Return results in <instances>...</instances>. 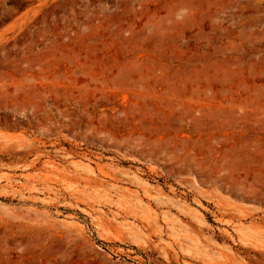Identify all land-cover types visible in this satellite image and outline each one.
<instances>
[{
  "label": "rangeland",
  "instance_id": "374dc122",
  "mask_svg": "<svg viewBox=\"0 0 264 264\" xmlns=\"http://www.w3.org/2000/svg\"><path fill=\"white\" fill-rule=\"evenodd\" d=\"M0 264H264V0H0Z\"/></svg>",
  "mask_w": 264,
  "mask_h": 264
},
{
  "label": "trees",
  "instance_id": "16d2710c",
  "mask_svg": "<svg viewBox=\"0 0 264 264\" xmlns=\"http://www.w3.org/2000/svg\"><path fill=\"white\" fill-rule=\"evenodd\" d=\"M210 220V222L212 223V219H209Z\"/></svg>",
  "mask_w": 264,
  "mask_h": 264
}]
</instances>
